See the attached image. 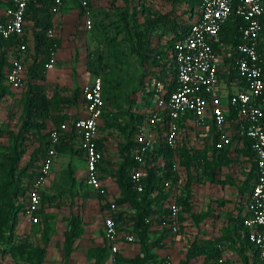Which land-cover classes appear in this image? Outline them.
<instances>
[{
    "label": "rangeland",
    "instance_id": "1",
    "mask_svg": "<svg viewBox=\"0 0 264 264\" xmlns=\"http://www.w3.org/2000/svg\"><path fill=\"white\" fill-rule=\"evenodd\" d=\"M90 4L92 21L90 29L85 27L83 14H80V8L75 3L65 5L61 13L55 17L54 34L65 49L56 52V59L63 58L61 62L55 61L54 71L58 69L59 63L60 67L64 65L67 70L63 67V72L58 74V80L65 82V74H68L70 81L77 79L73 81L75 85L88 83L94 74L100 72L105 83L106 111L115 115L114 120L121 127L131 121L130 114L138 110L137 107L131 106L134 104L130 101L132 99L139 101L137 90L141 80L146 81L148 69L144 57H151L159 52L164 53L166 71L171 77L174 73V67L166 56V48L172 42L170 39L174 33L163 37L160 32H155L147 24L152 19L168 15L173 21L181 20V25L187 26L185 24L187 15L199 14V8L191 0H91ZM30 28L31 23L26 21V33L31 49ZM22 63L25 70L29 64L28 55L26 58L24 56ZM54 71H48V80ZM27 81L25 76L24 86L17 89L6 85L7 94L0 101V163L7 160L10 136L13 133L17 134L20 126ZM44 85L45 92L50 95L53 84L44 82ZM58 85L64 86L59 83ZM104 120L99 131L101 138L108 143L105 147L107 160L104 164L106 174L103 177V196H106L104 199L112 201L120 197L115 172L124 159L121 146L125 143L126 132L118 127L106 128ZM191 129L192 131L185 137L181 136L182 147L185 146L190 155H194L198 150H204L209 165L208 167H197L193 164L191 166L194 173V181L190 188L191 210L193 213L204 214L205 218L200 223L186 213H178L177 236L183 242L182 253L194 243L197 244L199 237L205 232L212 233L217 229L221 234L219 238L214 237L211 244H206L205 247L196 246L193 251L196 256L185 262L213 264L219 256L214 245L218 242L223 247L225 264H261L256 253L246 243L244 229L234 224L236 219H240V211L236 203L240 196L243 199L248 195L254 182V158L230 120L226 119L224 127L229 142L224 146L225 153L222 157L219 151L213 149L214 129L209 127V136L199 128ZM43 138V136L37 138L32 136L29 140L31 143L28 144L27 151L21 158L20 166L30 159L34 141L38 140L37 142L41 143ZM182 158L179 159V180L175 186L181 199L186 194ZM60 172L61 170H58L59 178L57 176L55 182L49 185L51 191L47 192L38 224L29 222L22 209L18 212L12 240L13 245L17 246V254L11 252L15 247L7 244L6 252L0 254V264H28L20 250L28 251L34 248L44 251L40 264H49L44 260L49 238L53 237L52 243L57 241L72 205L79 208L84 205L83 200L79 201L76 198L80 196L79 192H73L68 188L66 171L64 170V175ZM4 182H7V179L0 172V209L6 212L7 198L4 195L7 193L4 190L7 189V185ZM85 192L92 191L87 188ZM14 202L17 206L21 202V197H17ZM120 209L125 210L126 213L120 225L121 230L130 231L132 227L127 226L126 222L131 223L130 219L134 211L126 205ZM34 233H39V236H35ZM79 239L80 236L75 238L69 249L63 245L66 255L71 253L72 246L76 242L77 246L81 244L89 246V251L101 247ZM136 245L140 246V243L136 242ZM246 253L251 255L246 256ZM88 256H92L91 253ZM128 260L119 256L115 264H131Z\"/></svg>",
    "mask_w": 264,
    "mask_h": 264
},
{
    "label": "built area",
    "instance_id": "2",
    "mask_svg": "<svg viewBox=\"0 0 264 264\" xmlns=\"http://www.w3.org/2000/svg\"><path fill=\"white\" fill-rule=\"evenodd\" d=\"M237 2V3H236ZM27 0H13V5L4 11V19L0 24V36L9 39L12 36L21 39L24 27V12ZM68 3H76L83 12L85 27H92L88 0H53V11L58 13ZM242 18L244 24L240 28V40L233 47V66L236 74L244 82V86L237 84V88L227 97L225 106L215 99V89L218 85L217 53L212 42L218 37L223 24L233 13ZM199 15L191 23L181 41L169 50L176 69L175 88L166 94L161 80L152 82L159 94L153 104L147 109V117L138 127L134 142L136 151L134 159L137 164H143L146 155L157 144H163L172 151L171 168L179 170V159L176 150L181 146V124L190 119L191 128L205 129L209 122L214 126V148L219 150L228 142L229 138L224 127L227 113H233V124L237 132L250 140L256 168L255 180L246 204L247 213L243 217V226L251 245L257 250L261 264H264V74L262 57L258 51L261 41L264 14V0H200ZM49 35L52 31L48 32ZM26 44L17 43L19 58L13 60L6 76V83L12 88H21L24 84V58ZM56 52L51 53V59L46 69L53 68ZM84 109L86 115L78 117L75 131L78 148L85 159V182L93 190L103 194V185L99 177V164L104 158V152L98 147L99 120L104 109L103 79L101 74L93 75L90 82L82 87ZM64 125L60 126L62 129ZM160 134H159V132ZM62 131L51 128L49 145L41 159L36 176L30 184L26 195L24 214L29 222H39L38 211L41 204V191L50 175L51 166L57 155V145ZM142 169L137 166L130 171V178L137 191L143 189ZM176 187L172 179L163 182V192L169 193L166 204L168 226L171 233L179 232L176 202ZM117 205L111 201L109 208L104 211L102 231L109 249V256L115 261L119 249V242H135L133 233H122L119 224L112 216ZM148 221V219H146ZM219 256L214 264H225L223 248L217 245Z\"/></svg>",
    "mask_w": 264,
    "mask_h": 264
},
{
    "label": "trees",
    "instance_id": "3",
    "mask_svg": "<svg viewBox=\"0 0 264 264\" xmlns=\"http://www.w3.org/2000/svg\"><path fill=\"white\" fill-rule=\"evenodd\" d=\"M191 1L194 5L199 7L200 0ZM90 3L91 0H88L89 8L91 6ZM236 3H234L232 15L223 24L218 37L212 42V47L215 52H218V49H216V43L221 45L227 41L231 45V48H233L240 40V28L243 26L244 22L241 17L235 14L234 8ZM12 5L13 0H0V24L4 19V11ZM53 6V0H27L24 12L23 35L21 36V39L14 36L9 39H3L0 36V101L7 94L6 85L8 84L6 83V76L11 67L12 59L15 60L19 58L17 51L18 42L23 41L26 44L24 56L26 58L28 55L29 59V64L24 70V79L26 76L28 81L24 93L20 126L17 134L13 133L12 136H10L9 144L7 145V160L4 163H0V172H2L7 179V182H4L7 185V189L5 188L4 190L7 193L4 195L7 198V210L6 212H3L0 209V254L6 252L7 249L5 246L7 244L15 247L11 252L17 254V246L13 245L12 241L14 238L15 227L17 225V215L21 209L24 213L26 195L30 184L36 176V172L33 174L30 170L38 160L43 158L49 145L48 135L51 128L43 134L44 138L42 139V142L32 149L30 159L24 165L20 166L21 158L26 153L28 144H30V135L36 133L40 134L42 130L46 129L47 120H50L53 124V128L55 127L62 131V137L65 136L74 139L76 137L75 122L77 117L70 111L77 109L79 104H84L82 88L78 85L68 87L53 84L50 95H47L45 92L44 82L46 80V72L48 71L46 65L51 59V53H55L61 48L60 39L54 34L55 17L61 10L58 13H55L52 9ZM80 14H83L81 8ZM26 21L31 23V49L28 44L26 33ZM261 23V41L258 46V51L262 57V69L264 74V14L261 17ZM147 25L151 26L155 32H160L163 37L174 33L173 37L170 39L172 42L166 48L167 59L174 67L173 76L171 77L166 71V62L163 61L165 58L164 53L159 52L151 57L145 56L144 62L146 63L145 66L148 69L146 72L148 73H146V81L141 80L140 87L137 90L140 99L139 101L134 99L130 101V103L134 104L131 106L137 107L138 110L136 113L134 112L130 114L131 121L120 127L114 120L115 115L106 111L105 83L103 75L100 72L96 73L102 75L104 97V109L99 120V131L101 123L105 118L104 124L106 128L118 127L126 132L125 143L121 146V151L124 153V159L115 172V179L120 189V197L112 200L117 205L116 210L112 212V216L119 224V231L122 232L120 225L125 218L126 213L125 210L120 208L123 205H126L134 211V214L130 219L131 223L129 224L126 222L128 224L127 226L130 225L129 227H132L130 231L127 232L135 235V242H139L141 246V254L128 261L131 264H168L167 262H164V260L163 262L161 261L158 263L157 255L154 253L153 248H156L161 238L174 235L171 233V229L168 226L169 221L166 209L170 194L163 192V182L164 180L171 178L172 183L176 186L179 180V170L177 173L172 170V151L163 144L155 145L146 155L144 163L138 165L134 159V153L137 149L134 142V135L138 127L147 117V109L151 107L153 101L156 100L159 95L155 91L152 82L156 79L161 80L163 83V89L166 90V94L175 88L176 69L172 59L169 58V50L173 49L175 43L182 40L191 24L189 26H183L170 19L168 15H164L163 17L159 16L156 19H152ZM49 31H52L51 35L48 34ZM231 61L233 66V56ZM96 66H98V63ZM230 72V79L244 86V82L232 67ZM227 120H230L232 126L236 130L237 128L233 124V113L231 111L227 113ZM210 123L211 128L214 129L212 122ZM61 125H64L62 129H60ZM241 137L246 148L250 151V154L253 157L250 149V140L246 136L241 135ZM60 142L61 141H59L58 145ZM98 147L103 151V148L99 144ZM181 147L182 143L176 150V154L178 159L183 157L181 163L185 168L184 190L186 191V194L182 199L181 196L176 198V202L180 213H186L196 222H200L205 218V215L193 213L191 210L190 188L194 181V173L191 166L193 164L197 167H208L209 159L205 158L204 150H198L194 155H190L185 146ZM213 149L216 150L214 147ZM217 151H219L221 157L225 153L224 147ZM137 166L142 169L144 175L142 179L143 189L140 192L135 189L130 178V171ZM254 167L256 168L255 160ZM255 176L254 173V177ZM99 195L101 197V203L104 204L103 207H107L108 209L111 201L104 199L106 196H103V194L99 193ZM19 196L21 197V202L16 206L14 200ZM146 219H148V221H146ZM81 224L82 221L80 214H71L68 219V229L64 233L65 246L67 249L70 248L72 241L79 237L83 232ZM234 224H236L237 227L244 229L243 218L236 219ZM244 231L247 245L258 256L257 250L248 240L247 231L245 229ZM155 234H158L157 238L151 239V235L153 236ZM211 240L212 239L205 240V242L197 244L194 243V245L190 246L186 253V261L196 256L193 252L196 246L205 247L206 244H211ZM216 244H218V242H215L214 245L216 253L219 254ZM107 251L106 245L95 249L93 252V255H95L94 264H102L107 257ZM21 252L28 264H40L42 262L44 252L42 249L34 248L28 251L20 250V253Z\"/></svg>",
    "mask_w": 264,
    "mask_h": 264
},
{
    "label": "crops",
    "instance_id": "4",
    "mask_svg": "<svg viewBox=\"0 0 264 264\" xmlns=\"http://www.w3.org/2000/svg\"><path fill=\"white\" fill-rule=\"evenodd\" d=\"M63 7L61 8V10L63 9ZM60 13H61V11L59 12V14ZM58 15H56V17ZM198 15L199 14H195V16L194 15L190 16V14L187 15V17H186L187 22L185 21V24H187V26H189L192 22H194V20L198 17ZM176 22L179 24L182 23L181 20H176ZM60 44H61V42H60ZM216 46H217L216 49H218V52L216 51V53H217V61H218L219 81H218V85L216 86V89H215V99L217 100V102L219 104L225 106L227 103L228 95L231 94V92L237 88V84H238L237 82H234L233 80H231L230 76H229L231 74L230 70L232 67V61L231 60H232V56H233V52H232L233 48H231V45L227 41L221 45L216 43ZM63 47L64 46L61 45V48H59L57 50V52L62 50V49H65ZM65 55L66 54H64V56ZM62 58H61V60H62ZM56 60H58V62L59 61L61 62V60H59V58ZM58 65H59V67L57 70L54 71L55 64H54L53 68L50 69L54 72L51 74V77L49 78V80L47 79V73L49 70L46 72L45 82L48 84H54V83L58 84L59 83V84H63L64 86H68V87L75 86V84H73V81H75L77 79L70 81L68 74L67 75L65 74V82L58 80V77H59L58 74L63 72L62 71L63 67H64V69H66L64 65H62L61 67H60V63ZM85 84L81 83V84H78V86L80 88H82L83 85H85ZM70 112L72 114H75L77 118L83 117L86 115L84 105H82V103L79 104L77 109H73ZM191 125H192V122L190 121V119H186V121H184L181 124L180 129H181V136L183 135L182 137H185L188 133H190V131H192ZM209 127H211L210 122H209V125L206 127V130L202 129V132H204L205 135H207V136L210 135L208 133ZM50 128H53V124L50 120H47L46 129L42 130L40 134H37V133L33 134V135L31 134L30 139L32 138V136L36 137V138L43 136V134L46 131H48ZM77 140H78L77 137H75L74 139H70V138L65 137V136L60 138L61 142L57 146V155L55 156L54 162L51 166L50 175L48 176V178H47V180H46V182L42 188V191H41L42 192L41 193V204H40V208L38 211V216L43 211V203L45 202L47 192L51 191V189L49 188V185H51L52 182H55V179L57 178V176L59 178L58 170H61L60 173H62L63 175H64V170L66 171L65 176H67L68 188L71 189L73 192H79L80 196L76 197V198L79 199V201L83 200L84 205L79 208L77 206L73 207V205L71 204L72 207L69 210L68 218L66 220L67 224L64 223V225L62 227L63 229L61 230V233L58 234V239L55 243L51 242L53 237L49 238V241L47 243V250L45 253L46 259H44V260L46 261L45 263H49V264H94L95 255H93V252L95 251V249H97L99 247L89 251V248H90L89 246L84 245V244L77 246V242H76L75 245L72 246V250L70 251L71 253L69 255H66V253L63 249V245L65 246L64 233L68 229L67 228L68 227V219L71 216V214L76 213V214H80V217L82 218V221H83L81 224L83 232L80 235L79 241L83 242V241L87 240L90 243L94 244L95 246H98V245L99 246H105L106 245V248L108 250L107 251V257L103 261L102 264H115V261H112L110 259L109 249L107 247V242L104 238L103 231H102L104 211L107 209V207H103L104 204L101 203V197H100L99 193L97 191L93 190L85 182V159L83 157L82 151L78 148V141ZM37 141L38 140L34 141L35 142L34 147L40 144ZM98 144L103 148V151H104V158L98 167L99 168V177H100L101 183L103 185L104 184L103 177L106 174L104 164H105V161L107 160L105 147L107 146L108 143H107V141H104L101 138L100 132L98 135ZM40 161L41 160H38L32 166V168L30 170L31 173L34 174L37 171V168L39 166ZM254 180H255V178H254ZM87 188L89 190H91L92 192L91 193L85 192ZM251 188H252V186H251ZM251 188L249 190L248 195L245 196L243 199H241V196H240V198L238 199V202L236 203L237 204L236 206L239 208V211H240V215H239L240 218H243L247 213L246 204H247V201L249 198ZM178 192L179 191L176 188L175 198L180 197V196H178V194H179ZM200 223H198V224H200ZM28 233H29V231H28ZM122 233H129V232L122 231ZM220 234H221V231H220ZM220 234L218 233L217 229H215V231L212 233L211 232H205L203 235H201L199 237L200 239H199L198 243L205 241V240H209V239L213 240L214 237L219 238ZM177 235L165 236V237L161 238L160 241L158 242V245L156 246V248H153L154 253L157 255L158 263L161 261L163 262V260H164V262H167L168 264H191V262H189V263L185 262V260H186L185 257H186L187 251L182 253L181 244L183 242H182L181 238L178 237ZM35 236H39V233H36ZM157 236H158V234H155L153 236L151 235V239L157 238ZM217 245L218 244H216V247H217ZM219 245H221V244H219ZM221 247H222V245H221ZM90 253L92 256H88V254H90ZM139 254H141V246L136 245V242H126L124 239H122L119 242V249H118V252L115 256V260L119 256L122 257L123 259H132ZM246 254H247L246 256L251 255L250 253H246ZM198 264H200V262Z\"/></svg>",
    "mask_w": 264,
    "mask_h": 264
}]
</instances>
